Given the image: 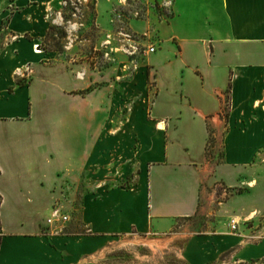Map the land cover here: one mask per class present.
I'll return each instance as SVG.
<instances>
[{
  "label": "crops",
  "instance_id": "crops-1",
  "mask_svg": "<svg viewBox=\"0 0 264 264\" xmlns=\"http://www.w3.org/2000/svg\"><path fill=\"white\" fill-rule=\"evenodd\" d=\"M142 1L145 17L132 16L128 23L133 31L156 35L157 52L142 64L144 84L152 78L156 90L149 111L133 109L141 119L131 121L125 136L112 102L115 64L101 69L58 57L53 49L46 64L33 52L51 25L68 33L76 23L64 19L62 0H0V264H71L86 255V233L42 231L40 213L49 209H38L39 199L46 194L52 201L56 189L73 181L86 190L89 153L95 147L96 163L103 166L123 137L134 141L132 161L118 176L107 173L94 183L102 193L94 202L91 230L170 228L199 211L210 170L229 188H242L228 200L243 220L232 219L237 230L248 217L264 218V0ZM125 5L130 0H96L101 32L113 35L117 9ZM24 63L32 66L33 77L18 84ZM61 120L83 130L78 153L66 156L51 147L49 133ZM34 121L43 138L32 137ZM211 131L224 144L222 160L212 167L206 152ZM23 143L36 145L31 167L21 164ZM128 176L130 184L120 185ZM87 206L84 198V227ZM263 231L264 226L256 231L255 248L239 254L240 261L264 264Z\"/></svg>",
  "mask_w": 264,
  "mask_h": 264
},
{
  "label": "rangeland",
  "instance_id": "rangeland-1",
  "mask_svg": "<svg viewBox=\"0 0 264 264\" xmlns=\"http://www.w3.org/2000/svg\"><path fill=\"white\" fill-rule=\"evenodd\" d=\"M130 2L131 5L117 9L119 14L116 16L117 21L114 26L117 30L110 35L109 32H101L100 27L96 25L95 14L89 7L88 0H68V2L62 0L64 11L76 23L68 27L67 36L63 38L58 36L57 30H53L51 35L33 44L34 49H38L37 44L40 45L39 49L43 51L40 53L42 61L46 64L52 62L51 59H47L48 50L52 49L57 51L58 57L73 58L74 61L86 60L89 65L101 69L111 63L115 64L119 77L117 93L112 102L116 110L115 119L119 131L125 136L131 128V121L141 119L136 115L137 112H132L133 109L142 108V114L144 109L149 111L156 90L152 78H149L146 85L144 84V69H142L144 60L157 52L156 35L133 31L128 23L130 17L143 19L147 6L142 0H130ZM152 7L158 9V6ZM27 37L31 38L30 35ZM151 46L155 50L146 52V49ZM22 67L20 79L23 83H30L33 77L32 66L24 63ZM228 106L226 96L224 112ZM31 133L33 138L44 137L36 121L32 123ZM49 137L51 147L56 146L66 156L70 151V154L78 153L84 143L83 130L67 125L62 120L53 126ZM22 146L21 164L23 167H31L29 155L32 152L37 153L36 145L23 143ZM206 152L210 167L222 160L224 144L220 139L218 140V137L217 139L214 137L212 131L208 138ZM133 153L132 138H120L115 157L107 154L108 158L103 160L102 166L96 163L98 153L94 147L89 153L85 170L86 190L82 184L78 186L73 181L70 186L64 185L62 191L56 189L55 198L52 201H48L46 194L39 199L38 209H49L48 214L54 217L51 221L47 219L45 213L44 215H42L43 212L40 213V216H43L40 222L43 232L49 234L81 232L87 235L86 255L72 260L71 264H258L255 260L240 261L239 254L255 248L254 243L258 242L256 231L263 228L264 218L256 215L248 217L245 224H241L240 229L232 228V219H239L240 222L243 220L238 217V213L232 212L228 200L232 195L242 191V188H229L220 179L214 177L211 170L209 183L204 181L202 184L199 211L190 217L177 218L170 228L165 230L152 228L147 232L131 230L125 234H105L91 230L90 222L94 219L95 211L94 202L102 193L95 190L94 183L101 179L102 175L106 176L107 173L113 172L118 176L126 170L127 164L132 161ZM260 161L264 162V154L260 156ZM130 181L131 177L128 176L119 183L125 186L130 184ZM84 198H87L88 202L86 227L82 222L79 223L80 215L83 214ZM64 215L67 219L63 218ZM240 239L245 245L236 243Z\"/></svg>",
  "mask_w": 264,
  "mask_h": 264
},
{
  "label": "trees",
  "instance_id": "trees-1",
  "mask_svg": "<svg viewBox=\"0 0 264 264\" xmlns=\"http://www.w3.org/2000/svg\"><path fill=\"white\" fill-rule=\"evenodd\" d=\"M65 1L68 2V0H65ZM88 1H89V4H88L89 7L91 8V10L93 11V13L95 14V12H96V11H95L96 0H88ZM63 17H64L65 20L70 19V15L67 14L65 11L63 12ZM3 23H5V22H3ZM53 30H57V34H58L59 37H64V36L67 35V32H66L63 28H56V27L53 26V25L50 26L47 35H51V32H52ZM17 83H18V84H23L22 80H20V79L18 80ZM88 91H89V89H88ZM82 93H84V92H82Z\"/></svg>",
  "mask_w": 264,
  "mask_h": 264
},
{
  "label": "built area",
  "instance_id": "built-area-1",
  "mask_svg": "<svg viewBox=\"0 0 264 264\" xmlns=\"http://www.w3.org/2000/svg\"><path fill=\"white\" fill-rule=\"evenodd\" d=\"M37 47L39 49V46L37 44ZM41 50V49H39ZM155 50V48L153 46L149 47L148 49H146V52L150 51V52H153ZM0 173H1V170H0ZM2 203H3V197H2V194L0 192V238L2 236V228H1V208H2ZM64 219H67V216L64 215L63 216ZM236 225H237V222L235 220H232V228H236Z\"/></svg>",
  "mask_w": 264,
  "mask_h": 264
},
{
  "label": "bare ground",
  "instance_id": "bare-ground-1",
  "mask_svg": "<svg viewBox=\"0 0 264 264\" xmlns=\"http://www.w3.org/2000/svg\"><path fill=\"white\" fill-rule=\"evenodd\" d=\"M36 47H37V46H36ZM33 52H35V53H37V54H38V53L40 54V53H42L43 51L38 50L37 48H35V49L33 48ZM45 215H46V217H47L48 220H51V221L54 220V217H52L51 214H45Z\"/></svg>",
  "mask_w": 264,
  "mask_h": 264
}]
</instances>
